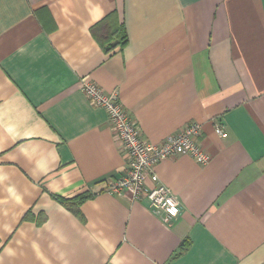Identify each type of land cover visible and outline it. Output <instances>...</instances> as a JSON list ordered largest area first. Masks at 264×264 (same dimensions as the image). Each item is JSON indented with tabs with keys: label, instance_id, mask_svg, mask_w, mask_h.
<instances>
[{
	"label": "crops",
	"instance_id": "obj_1",
	"mask_svg": "<svg viewBox=\"0 0 264 264\" xmlns=\"http://www.w3.org/2000/svg\"><path fill=\"white\" fill-rule=\"evenodd\" d=\"M83 79L148 143L203 126L210 163L155 168L177 219L106 192L129 158ZM0 264H264V0H0Z\"/></svg>",
	"mask_w": 264,
	"mask_h": 264
},
{
	"label": "built area",
	"instance_id": "obj_2",
	"mask_svg": "<svg viewBox=\"0 0 264 264\" xmlns=\"http://www.w3.org/2000/svg\"><path fill=\"white\" fill-rule=\"evenodd\" d=\"M81 90L97 107L103 108L119 137L129 158L125 175L110 182L106 192L112 195L129 194L134 201H146L149 209L164 221H173L181 214V204L172 190L160 183L155 168L162 162L179 156H190L201 164H208L212 156L198 144L203 126L198 123L187 125L164 143L154 145L144 141L137 121L127 112L117 94H108L97 84L83 79ZM215 133L227 138L225 127L215 124ZM150 180L154 186L147 185Z\"/></svg>",
	"mask_w": 264,
	"mask_h": 264
},
{
	"label": "trees",
	"instance_id": "obj_3",
	"mask_svg": "<svg viewBox=\"0 0 264 264\" xmlns=\"http://www.w3.org/2000/svg\"><path fill=\"white\" fill-rule=\"evenodd\" d=\"M128 37L124 30V27L120 25L118 22H112L106 28V32L104 34V38L101 41L102 46L106 47L107 51H112L118 47H124L127 44ZM93 197L91 193H84L79 195L74 199H64V204L71 208L76 209L80 206L83 202Z\"/></svg>",
	"mask_w": 264,
	"mask_h": 264
}]
</instances>
